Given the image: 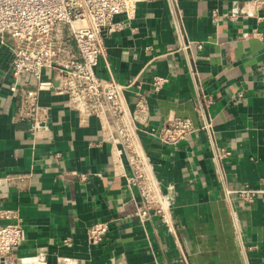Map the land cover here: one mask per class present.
Listing matches in <instances>:
<instances>
[{"label":"crops","instance_id":"crops-1","mask_svg":"<svg viewBox=\"0 0 264 264\" xmlns=\"http://www.w3.org/2000/svg\"><path fill=\"white\" fill-rule=\"evenodd\" d=\"M257 1L177 0L174 9L168 0H138L130 15L115 17L120 30L103 32L96 74L132 82L124 91L131 109L136 91L146 100L138 140L165 214L145 222L135 214L137 191L112 168L101 120L81 122L65 94L42 90L46 130L33 135L21 92L34 88V79L24 76L12 94V55L0 48V214L17 213L25 231L0 264H264V3L255 9ZM215 9L234 19L215 20ZM181 35L187 51L179 49ZM188 59L212 99L215 142L230 151L223 178L204 132L174 145L144 132L174 117L201 123ZM155 75L167 79L158 91ZM42 80L57 85L51 72ZM244 185L260 190L252 202L225 195ZM96 222H108L109 230L92 243L87 229Z\"/></svg>","mask_w":264,"mask_h":264},{"label":"built area","instance_id":"built-area-1","mask_svg":"<svg viewBox=\"0 0 264 264\" xmlns=\"http://www.w3.org/2000/svg\"><path fill=\"white\" fill-rule=\"evenodd\" d=\"M138 0H0V48L11 52L10 72L14 81L9 90L15 94L24 76L34 79L35 87L23 89L21 106L23 115L29 121L33 135L46 130V108L38 102L39 92L54 89L67 96V106L75 110L86 122L90 116L98 117L110 144L112 168L120 169L127 187L135 189L138 200L135 214L145 222L152 216L165 214V200L159 183L154 176L145 152L139 146V114L146 110L144 96L136 91L134 108L131 109L124 91L132 84H121L112 77L102 78L95 72L99 57L104 52L103 32H114L123 27L115 21L121 13L130 15ZM177 9V0H168ZM264 3L258 0L257 9ZM212 16L219 21L234 19L228 13L216 9ZM76 22H78L76 24ZM252 36L259 37L255 31ZM179 49L187 51L190 42L180 36ZM201 48V44L197 45ZM189 74L196 86V110L201 123L195 125L187 117L166 120L158 128H148L145 133L162 144L174 145L191 134L202 131L207 135L214 161L223 178L222 161L230 155L225 147L216 144L212 117L208 107L212 99L205 96L198 84V72L188 59ZM44 71L55 75L57 85L52 80H42ZM166 78L155 75L152 89L158 91ZM243 93L236 95L241 99ZM124 164L128 171L124 170ZM260 192L259 189L244 185L225 190L226 196H235L250 203ZM0 258H9L25 239L23 222L17 213L5 211L0 214ZM109 230L108 222H96L87 229V238L92 243L103 240Z\"/></svg>","mask_w":264,"mask_h":264},{"label":"bare ground","instance_id":"bare-ground-1","mask_svg":"<svg viewBox=\"0 0 264 264\" xmlns=\"http://www.w3.org/2000/svg\"><path fill=\"white\" fill-rule=\"evenodd\" d=\"M78 22H76V24H77Z\"/></svg>","mask_w":264,"mask_h":264}]
</instances>
